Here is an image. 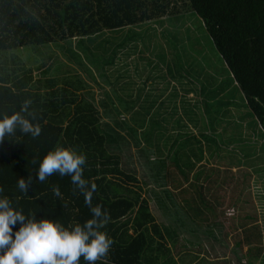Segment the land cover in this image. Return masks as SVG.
Returning a JSON list of instances; mask_svg holds the SVG:
<instances>
[{"label": "trees", "instance_id": "16d2710c", "mask_svg": "<svg viewBox=\"0 0 264 264\" xmlns=\"http://www.w3.org/2000/svg\"><path fill=\"white\" fill-rule=\"evenodd\" d=\"M188 1L201 18L208 41L222 64L221 70L227 74V80L222 83L234 85L239 91L240 98L256 118L264 136V0ZM169 4L170 0H0V54L50 43H66L65 49L68 50L73 40L75 49L81 52L86 61L102 63V68L114 63L119 49L128 40L136 38L137 34L132 33L116 44L108 58H102L101 54H95L92 50L101 45L105 47V41L95 43L94 48L90 44L106 31H119L165 15ZM73 57L77 59L79 56L73 54ZM93 58L96 62L90 60ZM48 68L46 65L40 74L46 76ZM188 72V76H194ZM193 72L200 83L201 94L205 96L202 100L204 127L199 132L179 131L165 157L154 158L151 149L139 150L144 157V165L140 167L145 170L141 175L144 179L147 177L145 185L153 183L161 190L149 189L145 197L139 192L143 190V185L136 176L138 168H130L129 162L124 159L125 155L133 154L132 150L124 152L125 146L130 144L124 132L129 133L139 146L140 128L148 125L149 130L144 131L143 140L150 142L154 128L161 124L156 117H146L151 107L146 110L142 107L144 113L134 110L136 102L141 99L140 94L129 103H125L122 96L117 94L120 103L117 104L114 99L108 98V91H105V99H101L98 105L90 94L84 95L80 86H74L67 78L59 86L54 77L34 80L30 69H9L6 64H0V119L6 113L10 115L19 111L22 102L31 99L30 111L36 112L33 123L38 122L42 128L40 136L36 138L17 131L15 137L0 141V188L3 189L0 198L8 197L13 206L26 216L35 214L37 220L47 218L65 227L83 224L91 219L90 207L85 203L84 195L72 184L70 176L57 173L43 183L38 182L40 161L49 151L57 145L75 148L87 158L84 178L90 185H96L92 206L102 205L110 215L109 223L101 231L112 238L113 244L106 259L96 264H171L165 236L161 235L150 211L148 197L152 195L156 199L157 207L170 220L167 227L163 226L167 234L176 229L177 222L182 226L179 230L191 228L190 224L197 221H193L196 218L192 217L191 203L185 197L196 193L194 187H205L204 182L211 174L204 178V167L195 172L194 180L197 182H190L191 179L188 182L192 194L184 185L191 178L186 166L192 170L195 167L193 158L198 161L203 158L204 150L200 147L203 140L208 148L217 144L215 135L218 133L214 123L219 108L215 106L216 101L210 102L215 90L208 89V84L200 80V70L194 69ZM124 113H130L129 119L123 116ZM103 114L111 119V124L103 122ZM186 151L191 154L190 164L181 163L180 157ZM218 151L210 150V154ZM169 166H174L182 178L173 175ZM214 170L211 169V173ZM29 175L32 176V183L27 192H22L18 188V180L21 177L27 180ZM55 186L59 187L61 197L54 194ZM171 187L179 188L184 199L178 201ZM202 198L211 202L203 194L197 196L200 205H204ZM181 202H187L188 206ZM201 208L194 209H200L196 215L199 218L203 214L202 221L209 223L210 220L205 218L206 212H202ZM130 226L133 232L129 231ZM19 228L20 224L17 223L13 233ZM191 230L194 236L201 233L193 228ZM155 232L159 234V242L155 240ZM203 232L205 237H211L212 231ZM237 242L238 239L235 240ZM223 245L221 243L220 246ZM79 264L87 262L81 258Z\"/></svg>", "mask_w": 264, "mask_h": 264}, {"label": "rangeland", "instance_id": "374dc122", "mask_svg": "<svg viewBox=\"0 0 264 264\" xmlns=\"http://www.w3.org/2000/svg\"><path fill=\"white\" fill-rule=\"evenodd\" d=\"M132 33H136L137 37L128 40L119 49L114 63L102 68V63L86 61L81 52L75 49L73 40L72 47L68 50L65 49L66 43H50L2 52L0 64H6L9 69H30L34 80L54 77L59 86L67 78L74 86H80L84 95L90 94L98 105L101 99H105V91H108V98L114 99L117 104H120L117 94L122 96L125 103L137 99L140 94L141 99L136 102L134 110L143 112V109L151 107L146 117H156L161 124L154 128L150 142L143 140V133L148 125L140 128L139 146L129 133L124 132L130 143L125 146L124 152L133 151L132 156L125 155L124 159L129 162L130 168H138L136 176L142 180L143 190H139L142 196H147L149 189L161 190L153 183L145 185L147 177L144 179L141 175L145 170L140 167L144 165V157L139 150L151 149L154 158L165 157L179 131L199 132L204 127L202 100L205 96L201 94L200 83L196 81L197 75L193 72L194 69L200 70V80L208 84V89L215 90L210 102L216 101L215 106L219 108L214 123L218 133L215 135L217 144L208 148L203 140L200 145L204 150L203 158L199 161L193 158L195 167L192 170L186 166L191 178L186 179L184 185L191 193L192 189L188 188V184L197 182L194 180L195 172L204 167V178L211 174L204 182L205 187H194L196 193L185 197L191 203L192 217L196 218L192 220L197 221L190 226L195 231L201 228V240L194 234L191 237L185 229L179 232V236L184 239V243L190 240L187 250L204 259V264L217 260L220 262L219 259L222 258L225 260L224 264H238L236 256L243 254L247 255L249 262L264 264V136L256 118L249 113L240 98L239 91L234 85L226 86L222 83L227 80V74L221 70L222 64L208 41L201 18L193 11L188 0H170L165 15L119 31H106L90 47L94 48L95 43L105 41V47L101 45L92 50L95 54H101L102 58H108L111 49ZM73 54L79 57L75 59ZM90 60L96 62L95 58ZM46 65L49 66V72L43 76L40 70L46 68ZM188 71L194 76H188ZM123 116L129 119L130 113H124ZM101 119L111 124V119L106 114ZM210 150L219 151L211 155ZM186 152L180 157L181 163L190 164L191 154ZM168 169L178 179L182 178L174 166H169ZM211 169L215 170L211 173ZM171 190L178 201L184 199L179 188L171 187ZM203 194L211 201L206 202L202 198L207 208L200 205L197 199V196ZM148 201L151 213L159 222L158 228L161 230L167 227L170 220L161 213L154 198L149 196ZM182 204L188 206L187 202ZM200 206L201 211L206 212L205 218L210 220L209 223L202 221L203 214L199 218L196 215L200 209H194ZM201 222L203 223L198 224ZM175 227L173 233L178 234L177 229L182 226L177 222ZM129 231L133 232L132 226ZM203 231H212L211 237H205ZM221 243L224 245L220 246ZM182 249L184 248L178 250ZM257 257L259 258L256 259ZM242 260L245 262L247 258Z\"/></svg>", "mask_w": 264, "mask_h": 264}, {"label": "clouds", "instance_id": "9594fccd", "mask_svg": "<svg viewBox=\"0 0 264 264\" xmlns=\"http://www.w3.org/2000/svg\"><path fill=\"white\" fill-rule=\"evenodd\" d=\"M31 105L32 100L25 99L19 111L3 115L0 119V141L15 137L17 131L30 134L32 138L40 136L42 128L38 122L33 123L36 112L30 111ZM86 161V155L75 148L57 145L43 157L37 171L39 183L57 173L71 177L72 184L84 195L92 212V218L83 224L65 227L51 219L37 220L35 214L26 216L15 208L8 197L0 198V264H79L81 258L87 264H96L106 259L113 240L101 229L109 223L110 215L102 205L92 206L96 185H90L83 176ZM31 183V175L27 180L21 177L18 188L27 192ZM0 192H3L2 188ZM53 192L61 197L58 186L53 188ZM17 223L20 228L13 233Z\"/></svg>", "mask_w": 264, "mask_h": 264}, {"label": "crops", "instance_id": "0c3cea01", "mask_svg": "<svg viewBox=\"0 0 264 264\" xmlns=\"http://www.w3.org/2000/svg\"><path fill=\"white\" fill-rule=\"evenodd\" d=\"M150 196H152V195H150ZM145 197H146V195H145ZM154 200L156 202V199L155 198H154ZM155 213H156V211H155ZM155 222L157 224H159V222H157L156 219H155ZM173 229L174 228H172L171 230H173ZM191 229L192 228L187 227L185 230L186 231H189V233H190V235L192 237V235L194 234V231H192ZM200 229H199V231H201ZM181 230H184V229H180V230L177 229L178 234H174L172 231L167 234L166 233L167 231H165L164 228L160 230L161 235H164L165 236V247L168 250L169 258H171V260H172L171 261V264H204V263H202V261L204 259L200 258L199 256H197V255H195V254H193V253H191L190 251L187 250V246H189L190 240H186L187 242L184 243V239H181L180 236H179V232H181ZM179 238L181 240H179ZM155 240H157L158 242L160 241L159 234H156V232H155ZM171 244H172V246H171ZM177 248L178 249L184 248V249L178 250ZM242 258H247V261L244 262L242 260ZM258 258L259 257H257L256 259H258ZM236 259L238 261V264H254L255 263V261L249 262L248 261V257H247L246 254H243L242 256L241 255L236 256ZM219 260H221V261L219 262L217 260L215 262H210V263L207 262L206 264H224L225 260L223 258L222 259H219Z\"/></svg>", "mask_w": 264, "mask_h": 264}]
</instances>
